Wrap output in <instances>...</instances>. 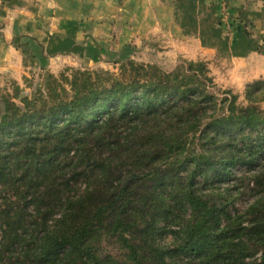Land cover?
Instances as JSON below:
<instances>
[{"label":"trees","instance_id":"16d2710c","mask_svg":"<svg viewBox=\"0 0 264 264\" xmlns=\"http://www.w3.org/2000/svg\"><path fill=\"white\" fill-rule=\"evenodd\" d=\"M46 80L2 98L0 264H264V81L240 106L202 62Z\"/></svg>","mask_w":264,"mask_h":264},{"label":"crops","instance_id":"0c3cea01","mask_svg":"<svg viewBox=\"0 0 264 264\" xmlns=\"http://www.w3.org/2000/svg\"><path fill=\"white\" fill-rule=\"evenodd\" d=\"M239 17L264 40V0H0V84L19 82L35 58L93 53L94 45L82 46L87 38L108 50L163 37L203 59L224 48L230 64L262 57L222 40L221 24Z\"/></svg>","mask_w":264,"mask_h":264},{"label":"rangeland","instance_id":"374dc122","mask_svg":"<svg viewBox=\"0 0 264 264\" xmlns=\"http://www.w3.org/2000/svg\"><path fill=\"white\" fill-rule=\"evenodd\" d=\"M219 28L221 35L223 34L222 40L227 42V44L231 46H247L252 51L262 55V57H257V59L251 61L243 60L238 64H230V58H227V56L225 57L224 48L219 49V51H221L220 54L203 59L186 55L182 50V45L179 40L169 41L163 37H159L154 41L148 40L139 45L129 43L126 44L125 47H120V49H112L109 46L108 50L98 45L94 39L87 38L82 46L88 47V45H94L96 50L94 49L93 53L86 52L80 54L78 52H67L66 54L46 58L42 64L40 60L41 57L40 59L35 58L34 63L30 65V69L24 70L21 74L19 82L7 79L6 77L3 83L0 84V107L3 97L9 98L11 102L21 106V101L24 97L31 98L36 94H46L45 86L48 75L57 78L61 85H59V88H63L69 92V81L75 70H102L116 75L120 72L121 64L128 61L146 65H156L166 72L173 71L184 62H202L205 64L208 75L211 77L214 84L213 91L219 99L229 98L230 95L225 93L229 92L236 96V104L247 106L249 105L246 99L247 85L255 81H264V40L259 39L253 32L254 26L241 17H239L235 23L231 21L228 22L227 25L221 24ZM239 36L242 37L238 39L237 37ZM206 39L205 42L207 44L211 43V41L208 40V34ZM37 104L39 103L37 102ZM254 105L264 112V101L256 102ZM100 119L101 118H99V120ZM252 170L253 166H241L237 169L235 175L247 174ZM234 180L235 179L231 177L224 180V182H220L224 184L219 188V191H221L222 188H231L230 185H226L225 183H233ZM220 183L215 182L211 185L207 184L208 187L205 188L204 192H216L218 190L216 186ZM249 198L250 197L247 196V198L244 197L243 200H238L237 203H235L236 206L242 208ZM103 243L108 250L114 253L118 252L115 245L108 244L105 241Z\"/></svg>","mask_w":264,"mask_h":264}]
</instances>
